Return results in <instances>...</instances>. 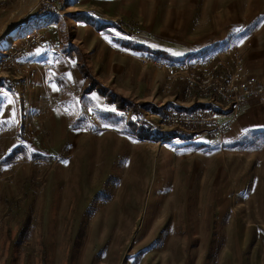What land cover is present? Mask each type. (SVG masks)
I'll list each match as a JSON object with an SVG mask.
<instances>
[{
    "label": "rangeland",
    "instance_id": "1",
    "mask_svg": "<svg viewBox=\"0 0 264 264\" xmlns=\"http://www.w3.org/2000/svg\"><path fill=\"white\" fill-rule=\"evenodd\" d=\"M227 44L264 83V0H0V264H264V127L154 63Z\"/></svg>",
    "mask_w": 264,
    "mask_h": 264
},
{
    "label": "built area",
    "instance_id": "2",
    "mask_svg": "<svg viewBox=\"0 0 264 264\" xmlns=\"http://www.w3.org/2000/svg\"><path fill=\"white\" fill-rule=\"evenodd\" d=\"M154 63L168 74L177 75L183 82L185 97L199 105L191 111H169L164 120L173 128L217 130L218 110L234 113L245 99L259 98L264 93L263 81L249 73L240 52L228 44L202 57H188L176 65ZM169 86L167 83L165 88Z\"/></svg>",
    "mask_w": 264,
    "mask_h": 264
},
{
    "label": "crops",
    "instance_id": "3",
    "mask_svg": "<svg viewBox=\"0 0 264 264\" xmlns=\"http://www.w3.org/2000/svg\"><path fill=\"white\" fill-rule=\"evenodd\" d=\"M218 115L224 111L218 110ZM237 122L242 123L245 128H263L264 127V96L260 100L248 99L239 105V114ZM225 118V117H221ZM222 120V119H221ZM225 121V119H223Z\"/></svg>",
    "mask_w": 264,
    "mask_h": 264
},
{
    "label": "trees",
    "instance_id": "4",
    "mask_svg": "<svg viewBox=\"0 0 264 264\" xmlns=\"http://www.w3.org/2000/svg\"><path fill=\"white\" fill-rule=\"evenodd\" d=\"M100 90H101V87H100ZM117 100V99H116ZM195 108V107H194ZM194 108H192V109H189V110H193Z\"/></svg>",
    "mask_w": 264,
    "mask_h": 264
}]
</instances>
